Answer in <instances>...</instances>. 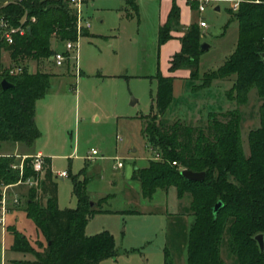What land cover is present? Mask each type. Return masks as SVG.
<instances>
[{
    "label": "trees",
    "instance_id": "obj_1",
    "mask_svg": "<svg viewBox=\"0 0 264 264\" xmlns=\"http://www.w3.org/2000/svg\"><path fill=\"white\" fill-rule=\"evenodd\" d=\"M196 8V1L190 2ZM4 16L16 24L25 17V33L16 35L14 42L5 46L10 58L23 65L17 75L2 74L12 87L0 86V147L3 142H18L30 147L38 136L34 122L35 103L49 88V74L37 69L28 72L24 59L41 61L50 58L55 50L52 39L58 42L76 38L75 17L68 0H18L2 9ZM228 22H238V38L230 55L217 69L199 76L200 30L191 23L181 36V48L169 60L170 72L179 68L189 69L188 79L200 80L194 88H204L213 80H231L226 97L245 103L249 91L256 88L264 99V0H241L237 11L227 10ZM34 17V21H31ZM179 7L172 3L168 19L159 28L158 44L171 38L170 31L178 26ZM228 25V24H227ZM86 34V30L82 35ZM157 94L154 110L144 127L148 143L160 153V160H149L144 167H135L132 179L140 184L144 198H151L157 189L174 187L177 198L190 195L189 214L191 224L187 234V264H224L220 248L225 234L229 252L236 256L238 264H264L261 250L254 236L261 233L264 241V100L259 107V125L247 135L248 153L243 148L239 118L236 111L222 113L223 120L209 113L206 127L182 124L167 125L158 120L173 98V76L157 70ZM11 157L0 155V185L14 183L18 173L10 168ZM175 162V164H173ZM182 169L203 171V181L188 180ZM71 176L72 191L77 198L75 208L57 207L56 184L50 169H46L42 191L48 194L46 206L42 195L34 188L28 190L26 214L46 236L47 245L38 253L41 264H99L114 257L117 250L112 234L103 230L85 235L88 219L96 212L90 207L86 192L87 179ZM28 173V169L25 170ZM221 200L223 206L214 216L212 208ZM11 249L33 251L28 240L17 230ZM165 263L169 264V252L165 249Z\"/></svg>",
    "mask_w": 264,
    "mask_h": 264
},
{
    "label": "rangeland",
    "instance_id": "obj_2",
    "mask_svg": "<svg viewBox=\"0 0 264 264\" xmlns=\"http://www.w3.org/2000/svg\"><path fill=\"white\" fill-rule=\"evenodd\" d=\"M240 1L214 0L205 4L201 13L192 10L193 19L203 18L207 23L199 29L200 42L209 45L199 55L200 77L217 69L233 51L238 25L236 20L228 22L227 10L237 11ZM236 2L237 8L233 6ZM217 4L219 10L214 8ZM83 10L90 22L89 34L78 40V66L83 74L76 76L73 67L70 73L52 78L44 100L38 103L40 114L46 112L52 122L63 125L55 126L56 133L50 132L48 145L55 154L52 170L54 173L66 170L72 175L87 162V193L92 198L109 195L97 208L111 211L95 213L85 227L86 235L107 230L114 238L117 261L102 264H163L165 247L169 264H174L184 238L182 219L174 212L187 209L188 196L178 199L172 187L166 193L156 192L146 203L141 197L136 199L138 181L129 178L132 165L144 167L149 160H160L155 157L157 149L144 134L157 94L155 75L166 62L165 49L158 44V0H88ZM178 27L174 30L178 31ZM57 49H64V44ZM4 54L5 63H10L9 54ZM23 64L28 72H35V60L26 58ZM199 83L200 80L175 82L173 102L158 120L167 125L180 121L206 127L209 113L223 120L222 113L236 111L247 154V135L259 125V107L264 99L252 88L245 103L229 100L225 93L232 85L231 80H213L208 87L194 88ZM92 149L97 154L86 160ZM11 158V163L19 159ZM117 161L123 166L116 167ZM27 169L35 175L31 168ZM56 182L59 206L74 207L71 176L63 179L57 176ZM92 198L89 199L95 202ZM133 208L155 211L146 214L125 211ZM163 209L174 214L167 215L160 211ZM6 220L8 224L9 215ZM16 227L24 233H32L33 229L25 216L17 219ZM9 242L8 236L2 237L0 226V264H25L16 260L30 255L10 251ZM227 243L225 234L223 246L227 247Z\"/></svg>",
    "mask_w": 264,
    "mask_h": 264
},
{
    "label": "crops",
    "instance_id": "obj_3",
    "mask_svg": "<svg viewBox=\"0 0 264 264\" xmlns=\"http://www.w3.org/2000/svg\"><path fill=\"white\" fill-rule=\"evenodd\" d=\"M87 2H88V0H85L84 4L86 5ZM173 2H175V4L179 7V24H178L179 25V27H178L179 29H178V31H175L174 28H173L170 31V35H172L171 38H169L163 44H161L159 48L165 49V52H166V54H165V61L166 62H165L164 67H161V73L163 75H169V76L175 77L174 81H173V94H174L175 82H177V81H186V80L191 81V80L188 79V77H189V69H187V68H179V69H176L175 71L170 72L168 70V67L170 66L169 60L171 59L172 55L175 52H178L180 50L181 42H180L179 38L184 35V33L186 32L187 27L191 23L198 24V21L200 19H203V18H200V19L199 18H194V19L192 18V16H193V14H192L193 11L192 10L195 9V11H196L197 7L196 8H191V6H190V2L191 1H187V0H158L159 9H160L159 28H160V26L162 24H164L167 21L168 15H169V12H170V9H171V6H172ZM131 4H133V2H131ZM216 7H218V9H216ZM161 8H162V13H161ZM214 8H215V10H219V5L218 4L215 5ZM199 13H201V12H199ZM184 14H186V19H184V21H182V19L184 17ZM234 22H235V20H234ZM237 25H238V22H237ZM159 28H158V37H159ZM200 28H205V27H199V29ZM88 34H89L88 30H86V34L84 36H86ZM61 44H62V42H57L56 43L54 41V42H51V47L54 50H60V49H57V48H59V45H61ZM52 68H53V71L51 72L50 70ZM37 69H40V70H42V71H44V72L49 74V88L47 89V91L45 93V95H46L47 92L49 91L50 87H51V79L54 78V77H59V76H61L63 74H66V73H70L71 70H72V67H70L69 65H66V66H62L61 68H59V67L55 66L52 63L50 58H48V59H44V60H41V61H38V62L35 60V71ZM80 74L81 75L83 74V71L81 69H80L79 75ZM70 86H72V85H70ZM45 95L42 96L41 98H39L36 101V103H35L34 122H35V126H36L39 134L35 138L33 143L31 144V146L27 147V146H25V145H23L21 143H18V142H3L1 144V147H0V155L1 156H6V157H12L13 156V157L17 158L16 157L17 155L30 156V155H33V154H35L37 152L42 153L45 156L46 163H45V167H44L45 169H44V171L42 173V176H41V179H40V182H39V187H38L37 190H35L36 193H37V196L38 195H42V200H41L42 204H43V206H46L47 201H48V194L44 193L42 191V181H43V178H44L45 171L48 168L51 171L52 181L56 184L57 207L59 209L75 208L77 206V198L73 194V191H72V194L76 198V205L74 207H64V208H62L58 204V186H57V182H56L57 177H56V174H55L56 172L54 173L53 170H52V158L54 157L55 154H52V152H51L52 149L49 147L48 141L51 138L50 137V132H51V134L56 133V129H54L55 126L56 125L63 126V125L59 124V123L52 122V120H50L51 117L49 116L48 113L45 112V113L40 114L38 112V103L40 101L44 100ZM173 98H174V96H173ZM173 98H172V102H173ZM52 129H53V131H52ZM42 138H43V141H42ZM117 139L120 140L121 138L117 136ZM85 159L89 160L88 158H85ZM15 160H17V159H15ZM19 161H20V159L17 160V163ZM135 167H138V166L132 165V168H131L130 174H129L130 175L129 178L132 181H134V179H132V172H133V169ZM82 169H84V171H83L82 174H80L78 176V178L79 179L86 178L87 179V183H88V178L86 177L87 162L84 163V166L78 171V173L69 175L70 173L68 171L67 172H68L69 176H74V175H78L79 173H81ZM59 179H63V178L59 177ZM135 181H137V180H135ZM87 183H86V185H87ZM138 185H139V190H138V192L136 191L134 195H135L136 199H139L141 197L143 200L146 201V203H149L153 199V195L156 192L159 191V192H165L166 193L169 190H171V188H172V187H170L167 190H165V189H157L153 193L152 197L148 199V198H144L142 196L139 182H138ZM11 190H12V193L15 192L18 195L19 203L17 205L11 206L9 208V210L5 214L4 224L0 223L1 231H2V237H4V239L6 238V236H8L10 238V242L8 244V248H9L10 251L20 252V253H23V254H29L30 255L28 258L23 259L21 261L16 260L17 262L25 263V264H41L40 260H39L38 253H40L42 251V248L47 245V239H46V236H45V233H44L43 229L40 226H37V224L32 219L27 217V214H26L27 207L26 206H27V201H28V190H29V187L27 185H24V184H17L15 186H13L11 188ZM88 196H89V198H92V196H90L89 194H88ZM108 196L109 195H104V196H101V197L92 198V199L96 200L95 202L90 200V202L91 201L93 202V205H90V207L93 208L94 210H96L95 213L111 211L109 209L97 208V207H100L101 203ZM186 196H188L187 197L188 201L186 203L187 209L174 212V213L180 215V219H182V223H183V232H184V235H183L184 238H183V244H182L183 248H182L181 253L178 255L177 259L174 261V264H187L186 243H187V234H188V230H189V227H190L192 219H191V216L189 214L190 195L189 194H185L184 197H186ZM21 199H24V201H21ZM180 199H182V198H180ZM24 205H26V206H24ZM125 211L129 212V213L146 214V213H153L155 210H153V209H150V210L144 209V210L140 211L138 209H134L133 208V209L125 210ZM160 211L163 212V213H166L167 215L168 214L169 215L174 214V213L167 212V210H165V209L160 210ZM8 215H9V222L7 224L6 217H8ZM22 216H25L27 220H30V222H32V226H33L32 233H24L23 231L17 229L16 221H17V219H19ZM89 219H88V221H89ZM10 228H13V229L17 230L18 232L22 233V235H24V237L28 240V242L31 245L33 251H31V252H21V251L12 250L11 249V245L13 243V235L10 232ZM84 233H85V228H84ZM87 236H89V235H87ZM38 242L42 243L43 247L42 246H38V244H37ZM165 249L167 250V247H165L163 249V251ZM220 255H221V258H222L224 264H238L236 256L232 255L229 252L228 247L223 246V243L221 244ZM118 256L119 255L117 254L114 257L103 259V260H101L99 262V264H102L103 262L108 261V260H112L115 263L117 261ZM163 264H166L165 263V255L164 254H163Z\"/></svg>",
    "mask_w": 264,
    "mask_h": 264
},
{
    "label": "built area",
    "instance_id": "obj_4",
    "mask_svg": "<svg viewBox=\"0 0 264 264\" xmlns=\"http://www.w3.org/2000/svg\"><path fill=\"white\" fill-rule=\"evenodd\" d=\"M18 0H0V76L2 74L7 75H17L23 72V65L13 61L11 58L10 63H5L4 61V53H8L5 49V46L10 45L14 42V37L16 35H23L25 33V17H21L18 20V23L14 24L10 22V20L4 16L3 7L10 2H16ZM85 0H68V5L72 10V13L75 17V30H76V38L74 40H64L62 43L64 44V49L55 50L53 54L50 56V60L57 67H62L69 65L70 67H74L75 75L78 76L80 73V68L78 66V40L82 36L83 31L88 30L90 27V22L88 21L85 12L83 10ZM187 1H196L198 3L197 10L199 12H203L205 10V4L214 1V0H187ZM240 1V0H239ZM235 8H237V2L233 4ZM31 21H34V17H31ZM199 27H206L207 23L204 19H200L198 21ZM9 54V53H8ZM4 79V78H3ZM2 80V79H1ZM0 80V81H1ZM96 150L92 149L91 153L86 157L88 159L92 158V155H96ZM17 158L20 161L13 162L10 164L11 169L15 170L18 173V179L14 183L10 184H1L0 185V223L4 224L5 214L9 210V208L13 205H17L19 203L18 195L13 192L11 188L17 184L27 185L29 188H34L35 190L39 187V182L44 171L45 167V156L37 152L33 155H17ZM156 159H161V155L159 152H155ZM175 164V162H173ZM123 163L121 161H117L116 167H121ZM27 168H31L35 175L25 174V170ZM56 177H68V172L66 170L57 171Z\"/></svg>",
    "mask_w": 264,
    "mask_h": 264
},
{
    "label": "water",
    "instance_id": "obj_5",
    "mask_svg": "<svg viewBox=\"0 0 264 264\" xmlns=\"http://www.w3.org/2000/svg\"><path fill=\"white\" fill-rule=\"evenodd\" d=\"M216 9H218V7H216ZM209 47V45H207L206 43H201L200 44V50L204 51L205 49H207ZM262 60L264 61V51L261 52L260 54ZM0 86L2 89H7L13 86V84L11 82H9L7 79H2L0 81ZM135 101V99H132L131 103H133ZM181 175L183 177H185L188 180H194V181H203L205 173L203 171L197 172V171H192L190 169H182L181 170ZM90 205H93V202H90ZM223 206V202L221 200H218L213 208H212V213L215 216L218 212V210ZM255 240L257 241L259 248L261 250L264 249V241H263V235L261 233L257 234L254 236Z\"/></svg>",
    "mask_w": 264,
    "mask_h": 264
}]
</instances>
